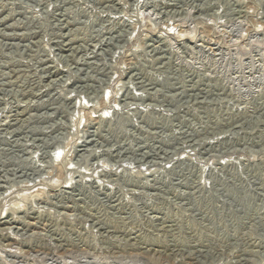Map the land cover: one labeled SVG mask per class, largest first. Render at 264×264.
Segmentation results:
<instances>
[{"label": "rangeland", "instance_id": "obj_1", "mask_svg": "<svg viewBox=\"0 0 264 264\" xmlns=\"http://www.w3.org/2000/svg\"><path fill=\"white\" fill-rule=\"evenodd\" d=\"M0 264H264V0H0Z\"/></svg>", "mask_w": 264, "mask_h": 264}]
</instances>
